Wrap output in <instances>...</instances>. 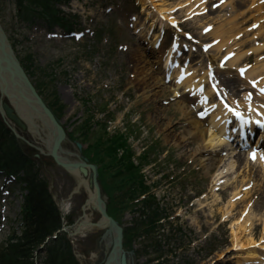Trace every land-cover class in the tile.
<instances>
[{
    "label": "rangeland",
    "instance_id": "obj_1",
    "mask_svg": "<svg viewBox=\"0 0 264 264\" xmlns=\"http://www.w3.org/2000/svg\"><path fill=\"white\" fill-rule=\"evenodd\" d=\"M165 2V8L173 10L188 0H165ZM250 6L251 3H248V11ZM189 7L182 9L177 15L183 22V29L192 33L194 39L199 42L201 37L195 31L199 32V29L209 22L215 24L219 31L225 30L229 46L234 40L237 43L245 40L248 36L246 32L254 23L250 16L243 21V16L238 15L237 10L235 16H238L231 22L220 21L218 18L205 21L195 19L193 22H187L185 16L189 14ZM58 8L68 19L74 21L73 29L78 30V40L60 32L49 34L58 30L48 31L42 20H38L32 27L20 23L15 18L16 7L13 0H0V21L8 30V35L12 36L17 54L22 60L30 59L31 64L28 68L32 73V80L39 81L43 77L46 84L48 83L47 98L51 100L50 92L55 91L59 101L64 105L62 120L68 133L80 135V132L76 130L87 119L94 117V121L91 122L94 124L92 135L102 134L103 125L108 123L110 132L131 135L130 144L138 155L145 151L147 160L142 171L143 178L146 179L144 184L150 185L151 193L156 197L151 200L152 202L149 201L146 207L141 204L133 207L131 212H127L123 217V225L130 227L136 220L149 223L153 212L165 218L166 221L164 219L163 225L157 227L156 232L151 236L141 237L134 243V250L138 251V254L130 259L131 264H157L158 259L160 263L165 264H264V251L259 247L264 237V221H257L256 223L261 225L258 230L253 231V239L257 248L259 247L261 259L246 262L244 251L234 246L233 228L235 229L236 224L241 222L239 210L242 207L232 215H228L226 219L221 213V209H225L233 197L231 191L215 192L220 195L222 202L212 207L214 217L209 220L211 225L207 224V227L196 230L189 221V218L196 217L194 214L199 209L197 201L202 200L206 204L213 205L212 180L214 177L205 175L199 161L190 157L196 149V145L192 144L193 139H188L189 142L183 147L175 146L177 139L182 136L186 121L179 112L173 110V107L162 116V110L180 101V99L174 101L173 87L167 85L163 95L153 100L145 99L134 84L133 58L141 49L148 50L153 42L146 32L142 31L141 39L133 33L137 26L150 27V21L136 8L134 0H79L77 2L69 0L61 3ZM147 30L144 29V31ZM236 34L237 36L233 38ZM17 40L20 42L18 45H16ZM207 40L211 41V38L203 39L204 42ZM144 43L148 47L144 46ZM252 50L253 47L241 53L245 52L246 55V52L250 53ZM156 56L150 50L144 59L149 64H153ZM221 56L222 51L214 58L219 59ZM253 60L254 58L250 60L245 58L243 63L253 64ZM256 66L259 67L260 64ZM153 70L160 75V64H153ZM183 101L191 110L188 97ZM194 117L192 112V118ZM95 123L99 126H95ZM35 124L38 126V131L30 128L22 131L15 128L25 141L22 145L24 150L35 159L37 158L44 169V176L50 182L59 208L65 216L72 218V223H68L65 219L64 225L71 226L81 217V208L88 199V192L82 188L77 195L73 194L78 179L58 167L44 154L47 153L45 142L50 132L40 119L36 118ZM206 127L205 125L204 128ZM90 143L91 141H87L85 145ZM64 150L79 155L77 146L72 141L64 144ZM69 158L75 159V157ZM246 170L251 180L247 182L250 189L242 191L241 195L247 206L251 205L250 210H253L255 204L263 198L259 180H264V172L261 171V178H258L256 173L242 166V170L238 173L232 175L233 173L230 172L229 179L232 178L231 182L235 184L240 183L244 179L243 174ZM214 171L216 170L213 169L212 172ZM2 183L1 181L0 223L5 222L6 225L4 231H0V241L9 233L10 227L14 229L20 225V206L23 201L19 184L13 194L7 197V192L1 191ZM247 187L246 185L244 188ZM249 191H252V194L248 197L249 199H245L244 196ZM208 192H211L208 200L203 201V195ZM145 197H148V194ZM5 209L8 211L6 212ZM263 215L264 212L258 217L264 220ZM91 216L94 222L100 219L96 210L91 212ZM243 217L244 220L247 218ZM258 217L255 214L257 220H259ZM199 220L201 223L204 222V217L201 216ZM69 230L73 231L70 227ZM103 233L104 231L95 229L76 238L68 235L81 264L102 263L104 248L98 241L101 240ZM158 244L160 247L157 250L154 245Z\"/></svg>",
    "mask_w": 264,
    "mask_h": 264
},
{
    "label": "bare ground",
    "instance_id": "obj_2",
    "mask_svg": "<svg viewBox=\"0 0 264 264\" xmlns=\"http://www.w3.org/2000/svg\"><path fill=\"white\" fill-rule=\"evenodd\" d=\"M139 1H141L142 3V8H143L142 12L147 13L149 17L147 18V20H149L154 15L152 17V22H153L152 25H154V22L156 21L154 19L156 17L160 21V23L162 22L161 26H166L168 24L169 17L166 16V14L170 12L165 8L166 6L165 0H160L162 1V3L159 4L155 3L156 0H152L150 1L151 5H148L149 3L147 0H139ZM237 1L238 2L236 5L237 7L236 10L238 11V15L243 16V21L244 18L250 16L249 18L254 20L253 27H251L249 31L246 32V35L248 36L245 38V40L240 41L238 43L234 40L232 45L229 46L228 45L229 39H226L225 30L222 29L219 31V28L217 29V27L214 26V29L211 31V33L208 36L206 35V37L211 38L210 42L217 41V44L216 47L212 49L211 51L212 53L208 57L210 58L211 56L214 57L218 53H221V51H223L222 53L223 57H225L227 54L233 55L232 58L226 63L224 68H222L221 66L214 67V69H216V71H218V74L221 76L219 79L215 78L214 80H217L219 82L220 87H222L223 85L222 88L224 92L227 93L228 91L230 92L231 97L228 96L229 100L234 104V107L236 109L243 112H247L253 107L254 109L261 111L264 108V96L257 95L255 101H249L246 99L247 95H245L243 91L249 88L250 81H253V79H259L261 77L262 78L259 84V88L264 87L263 86L264 85V0H237ZM235 2L234 0H228L227 4L229 5L236 4ZM186 3H190V4L193 3V7H195L197 4H200L201 6L199 11H202L206 7L203 0H192V1L188 0V2H185L184 4ZM248 3H251V8L249 7L250 12L247 9ZM184 4H181L180 8H183ZM187 5L188 4H186L185 7ZM149 6H151V8H149ZM152 8L156 12V15L155 12L152 10ZM232 9L235 10L233 7ZM251 9L254 10L252 11ZM210 14L212 16L217 15L216 12H211ZM235 15L236 14L233 13H226L223 16H220L219 19L220 21L227 20L231 22L232 19L235 20L237 18L238 15L237 16ZM233 23H228V24H233ZM139 31L142 32L141 30ZM146 35L149 36V33H146ZM236 36L237 34L234 35L233 38H235ZM159 38L160 37H156L155 43L157 42L158 44ZM182 42L184 43L187 41L183 39ZM244 45L246 46L244 48H241ZM249 45L253 47V52L255 53L258 59L254 61L255 64L251 65L249 70L246 72L245 75L246 78L245 81H243L236 75V73L234 74V69L237 72L238 68H241L239 67L240 66L239 64H242L246 57H247L246 59H250L253 56L252 54L245 56V52L243 54L241 53L243 51L252 48V47H247ZM184 47L187 46L184 45ZM168 51L170 52L172 58L173 55L178 54L177 53L178 51H176L175 49L173 51L172 50H168ZM165 52L162 53V51H160L158 53L157 58L155 59L156 62L154 61L153 64L155 65L161 64L165 59V55H164ZM146 55H147V49H141L140 51L137 52L136 56H134L133 58L134 66L132 73L135 76L134 84L139 88V92L142 94V96L145 99L150 98L155 100L163 95L166 86L163 82L164 79L160 77L157 74V72L153 70V64L151 63L149 64L147 61H145L144 58L146 57ZM211 61L212 63L214 62L213 58ZM202 63H203V57L199 63L190 66V70L194 73L192 77L186 79H180V77H178L176 79L177 88L175 91V96L178 97L180 101H176L175 104L162 110V114H163L162 116H164L165 113L168 112V110L171 107H173L174 111L179 112L186 121V125L183 129L182 136H180V138L177 139L178 142L175 143V146L183 147V145L189 142L188 139H193L192 144L196 145V149L192 152L190 157L193 159H197L199 161V164L202 166L205 175L208 176L211 175L214 177L212 180L213 187L218 185L219 182L223 184L222 181L224 182L225 179L221 192L225 193L227 191H231L233 197L229 201L227 207L225 209H221V213L225 215L224 219H226V217L228 218V215L229 216L232 215L233 212L237 211V209H239L240 207H242V209L239 210V216L242 214V211L244 210L246 211V208L249 210V215L247 216V218L245 220L242 219L240 223L238 222L236 224V228L235 229L233 228V241L236 249L244 251L243 255H245L244 259L246 262H249L250 260H258L260 259L258 248L260 247L262 248L261 250L264 251V241H263L264 237H262V242H261L262 245L257 248L253 239V231L258 230L259 226L261 225V223L257 224L256 223L257 221L258 222L264 221L258 217L260 213L264 212V187H263L264 180L263 179L259 180L261 181V185H262V188H260V192H261V196L263 195V198L255 204L253 210H250L247 207V203L244 202L245 200L243 199L239 200L241 198V196H239L241 190L244 189L246 185H249L248 183L249 181H251L249 179L250 176L248 174V170L244 171L245 173L243 174L244 176L243 178L246 180L243 179L238 184L231 182L232 178L230 177L231 179H229V175H231L230 172L233 173L232 175L238 173L240 170H242V166H246L247 168H249V171H252L254 173H260V170H264V151L261 152L253 151V152H249L248 154L247 153L242 154V152L237 153L238 150H236L235 153L232 149L230 150L226 138L227 136L232 135V130L229 129V127H227V122H229L230 120L226 116V113L223 111V108L217 102L216 97H214V87L210 85L209 91L206 92H202L199 89V86H205L207 84V81L210 79L209 71L204 70L205 68L198 75V71H196L197 66L203 68ZM258 64H260L259 67L256 66ZM172 66L167 60L166 68L171 70ZM246 66H250V64H247ZM161 69H163L162 64H161ZM6 78L5 75L0 73L1 82H7ZM217 86L218 85H216V87ZM187 92L193 95H198L199 98H201L200 106H202V108L207 110V112L210 111L211 126L209 129L204 128L205 122L197 119L196 117L192 118V110H190V108L183 101L184 94ZM235 99H239V100L235 101ZM51 139L49 140V142H47L49 152L51 149V145H50ZM230 160H234V162ZM213 169H215L216 171L212 172ZM78 179H79V186L83 187V189L87 190V192L91 194V190L89 189L87 179H82L81 177H79ZM249 187L250 186H248L246 189H248ZM251 194L252 191L247 192L245 194L246 196H244L245 199L250 197ZM208 197H209V193L207 194L206 198L205 197L203 198V201L204 200L207 201ZM212 197H213L212 200L213 205H210L209 203L206 204L204 203L205 201L202 202V200L197 201L199 209L194 214L196 215L197 219L195 216L189 218L191 225L196 230L201 229L203 227H207V224L211 225L209 220L210 218L214 217L212 207L222 202L219 194H212ZM91 199L92 200L89 201L82 210L84 216L83 219H81L77 223L79 224L82 223L83 221L84 224L82 223L80 226L77 225L76 231L80 230L82 233H85L87 231L95 230L96 228L91 225L93 223V220L91 219L92 218L91 212L94 209L93 196ZM255 214L256 217L259 218V220L255 218ZM201 216L204 217V222L202 223L199 220ZM238 220L239 218L237 219V221ZM249 222L250 224H248ZM242 234H244V238H242ZM75 237L76 236H74V238Z\"/></svg>",
    "mask_w": 264,
    "mask_h": 264
},
{
    "label": "trees",
    "instance_id": "obj_3",
    "mask_svg": "<svg viewBox=\"0 0 264 264\" xmlns=\"http://www.w3.org/2000/svg\"><path fill=\"white\" fill-rule=\"evenodd\" d=\"M61 0H16L17 17L21 21L34 22L37 17L43 18L51 26L65 25V17L56 8L55 3ZM68 25V22H67ZM30 60V59H29ZM24 64V62H23ZM28 71V67L24 65ZM53 83V82H51ZM37 89L44 95L48 86L42 80L37 83ZM52 101L50 107L61 118L64 107L61 105L55 91L50 92ZM94 117L89 118L81 129L87 141H91ZM91 123V124H90ZM102 134L98 135L94 145L89 147L87 156L91 161L100 166V179L105 193L111 197L109 213L114 218L121 220L125 210L130 208V203L139 196L148 192L143 177L132 161L133 151L125 135H116L108 138L107 124L103 125ZM72 139H77L71 134ZM0 169L4 172L18 176L24 184L28 194L22 205V221L20 231L14 230L12 234L0 244V264H34V253L48 237H52L62 228L61 213L49 190V182L43 176L42 168L18 144L13 134L6 128L0 119ZM111 178V187L108 185V175ZM121 193V194H120ZM121 196V197H119ZM126 198L129 200L127 201ZM152 202L151 200H149ZM145 201L144 205H148ZM148 225L158 220V215L153 212ZM133 229L126 231L125 246L132 248L134 233L137 226L144 225L143 221L135 223ZM42 264H79L73 248L66 235H61L46 247Z\"/></svg>",
    "mask_w": 264,
    "mask_h": 264
},
{
    "label": "water",
    "instance_id": "obj_4",
    "mask_svg": "<svg viewBox=\"0 0 264 264\" xmlns=\"http://www.w3.org/2000/svg\"><path fill=\"white\" fill-rule=\"evenodd\" d=\"M0 73L5 75V78L7 77V82L0 81V93L2 96L12 100L14 107L12 108L6 103H0L1 114L23 130L27 128L23 120L30 125L29 116L30 114H34L51 131L50 157L53 161L71 174L79 172L84 177L90 176V184L94 189L93 199L96 204V209L101 215L100 222L94 225L105 228V233L101 241V244L104 243L106 250L104 264H130L129 258L131 259L134 257V253L127 252L124 249V229L117 221L108 215L107 205L98 181L97 167L91 165L83 156H80L77 161L66 160L61 156L63 152L62 145L67 141V134L62 126V122L57 119L53 111L38 94L19 61L16 59L15 53L1 26ZM19 106H24L26 108L22 110ZM20 140L21 142L24 141L23 139ZM77 147L81 149L80 144H77Z\"/></svg>",
    "mask_w": 264,
    "mask_h": 264
}]
</instances>
